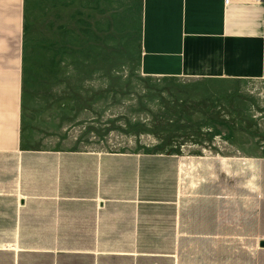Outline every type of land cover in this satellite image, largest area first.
Here are the masks:
<instances>
[{"label": "crops", "instance_id": "0c3cea01", "mask_svg": "<svg viewBox=\"0 0 264 264\" xmlns=\"http://www.w3.org/2000/svg\"><path fill=\"white\" fill-rule=\"evenodd\" d=\"M263 14L256 0H0V264H264V159L240 157L237 174L225 141L104 152L23 138L45 27L125 30L150 78L264 79Z\"/></svg>", "mask_w": 264, "mask_h": 264}, {"label": "rangeland", "instance_id": "374dc122", "mask_svg": "<svg viewBox=\"0 0 264 264\" xmlns=\"http://www.w3.org/2000/svg\"><path fill=\"white\" fill-rule=\"evenodd\" d=\"M99 22L42 29L24 70L25 147L190 153L225 141L237 174L240 157L264 159V79L146 77L136 39Z\"/></svg>", "mask_w": 264, "mask_h": 264}, {"label": "built area", "instance_id": "2783aa9c", "mask_svg": "<svg viewBox=\"0 0 264 264\" xmlns=\"http://www.w3.org/2000/svg\"><path fill=\"white\" fill-rule=\"evenodd\" d=\"M229 2H230V0H225V4L227 5V4H229ZM256 2L260 5V6H262V8H263V12H264V0H256ZM264 15V14H263Z\"/></svg>", "mask_w": 264, "mask_h": 264}]
</instances>
